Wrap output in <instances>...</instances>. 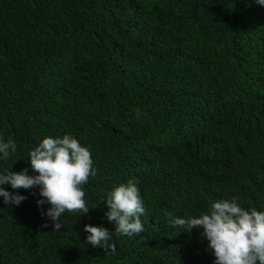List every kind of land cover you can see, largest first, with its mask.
Returning <instances> with one entry per match:
<instances>
[{
  "label": "trees",
  "instance_id": "obj_1",
  "mask_svg": "<svg viewBox=\"0 0 264 264\" xmlns=\"http://www.w3.org/2000/svg\"><path fill=\"white\" fill-rule=\"evenodd\" d=\"M68 133L90 147L97 175L83 187L97 207L65 212L54 231L38 187L3 185L27 199L0 197V264H213L202 229L183 232L164 212L195 217L233 196L264 211V6L0 0V136L17 145L0 172L34 175L30 151ZM129 179L145 230L113 234L105 254L84 226L114 233L103 202Z\"/></svg>",
  "mask_w": 264,
  "mask_h": 264
},
{
  "label": "clouds",
  "instance_id": "obj_2",
  "mask_svg": "<svg viewBox=\"0 0 264 264\" xmlns=\"http://www.w3.org/2000/svg\"><path fill=\"white\" fill-rule=\"evenodd\" d=\"M256 3L264 6V0H256ZM16 148L12 139L5 142L0 136V159H8ZM29 161L34 175L29 174L28 168L20 172L10 169L0 172V197L5 204L18 206L27 197L9 192L3 185L26 190L38 187L41 199L37 200V205H50L41 215L52 221L54 231L62 229L61 216L65 212L87 214L97 207L89 208L83 187L90 177L97 175L90 147L82 145L74 135L43 138L30 151ZM137 184L138 180L129 179L106 194L103 204L108 211L105 216L115 224V231L110 233L104 227L85 225L84 231L89 234L85 244L102 248L105 254H114L113 234L133 237L144 232L140 217L145 216L146 210ZM164 216L183 232L190 234L193 229H202L200 236L207 240V250L215 257L213 264H264V211L241 206L238 197L212 202L199 216L183 218L175 216L172 211H165ZM42 227L47 228L48 224Z\"/></svg>",
  "mask_w": 264,
  "mask_h": 264
}]
</instances>
